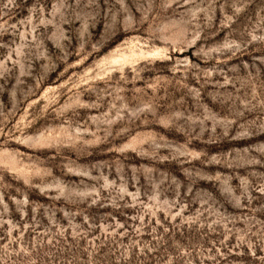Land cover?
I'll list each match as a JSON object with an SVG mask.
<instances>
[{"label": "rangeland", "instance_id": "rangeland-1", "mask_svg": "<svg viewBox=\"0 0 264 264\" xmlns=\"http://www.w3.org/2000/svg\"><path fill=\"white\" fill-rule=\"evenodd\" d=\"M0 264H264V0H0Z\"/></svg>", "mask_w": 264, "mask_h": 264}]
</instances>
